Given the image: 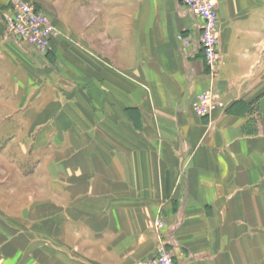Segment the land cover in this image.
<instances>
[{
  "label": "crops",
  "instance_id": "crops-1",
  "mask_svg": "<svg viewBox=\"0 0 264 264\" xmlns=\"http://www.w3.org/2000/svg\"><path fill=\"white\" fill-rule=\"evenodd\" d=\"M14 1L0 0V184L23 187L0 211V264H134L160 242L179 264H264V0H214L225 108L203 116L179 0H24L58 29L44 55L6 35Z\"/></svg>",
  "mask_w": 264,
  "mask_h": 264
},
{
  "label": "built area",
  "instance_id": "built-area-1",
  "mask_svg": "<svg viewBox=\"0 0 264 264\" xmlns=\"http://www.w3.org/2000/svg\"><path fill=\"white\" fill-rule=\"evenodd\" d=\"M196 20L198 33L195 46L202 53L206 67L209 87L199 91L193 97L190 107L198 115H209L217 109H224L225 103L220 97L216 85L219 75L218 27L219 15L214 0H179ZM5 33L14 41H22L33 46L38 52L47 54L51 50L52 38L57 29L52 19L37 9L32 1L15 0L2 15ZM178 39L188 46L191 40L181 34ZM163 225L161 219L154 221L159 230ZM134 264H179L172 253L159 243L156 253L150 257L137 260Z\"/></svg>",
  "mask_w": 264,
  "mask_h": 264
},
{
  "label": "rangeland",
  "instance_id": "rangeland-1",
  "mask_svg": "<svg viewBox=\"0 0 264 264\" xmlns=\"http://www.w3.org/2000/svg\"><path fill=\"white\" fill-rule=\"evenodd\" d=\"M22 1H24V0H22ZM56 29H57V27H56ZM57 32H58V29H57ZM38 53H40V52H38ZM40 54H42V53H40ZM42 55H44V54H42ZM6 155L5 154L2 155L0 153V181H4L5 180L6 182H8L9 177H11V175L13 174V171H12V169L10 167H8L9 164H7V162H8V159L10 160V157H7ZM1 168H3V169H1ZM8 168L11 169V170L8 171V177H7L6 176L7 175L6 172H7ZM22 187H23V184H15V183H13V184H6V183L0 184V208H2V210L0 209L1 212L5 210L8 201L10 202L13 198H15L16 195H18V192H21V188ZM14 211H19V209H14ZM15 217H17V216H15ZM156 219H161L163 221V215L160 214L153 220V226H154V221ZM163 227H164V221H163L162 227L159 228V230L156 229L155 227L154 228L160 232V230H162ZM159 235H160V240H161L162 239L161 238L162 235L160 233H159Z\"/></svg>",
  "mask_w": 264,
  "mask_h": 264
}]
</instances>
